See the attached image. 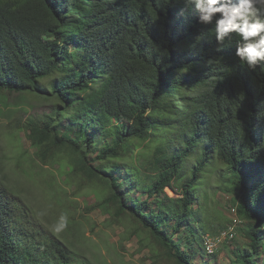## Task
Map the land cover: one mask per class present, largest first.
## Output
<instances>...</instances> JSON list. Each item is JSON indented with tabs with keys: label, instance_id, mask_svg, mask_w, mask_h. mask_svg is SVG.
<instances>
[{
	"label": "trees",
	"instance_id": "obj_1",
	"mask_svg": "<svg viewBox=\"0 0 264 264\" xmlns=\"http://www.w3.org/2000/svg\"><path fill=\"white\" fill-rule=\"evenodd\" d=\"M211 27L183 0H0V95L49 105L13 132H28L63 183L96 190L97 208L155 257L204 264L189 246L206 253L210 201L194 190L211 169L243 222L229 264H264V72L242 67L238 38L218 46ZM20 202L0 178V264H93ZM184 231L181 250L172 237Z\"/></svg>",
	"mask_w": 264,
	"mask_h": 264
},
{
	"label": "rangeland",
	"instance_id": "obj_2",
	"mask_svg": "<svg viewBox=\"0 0 264 264\" xmlns=\"http://www.w3.org/2000/svg\"><path fill=\"white\" fill-rule=\"evenodd\" d=\"M48 108L49 105L45 102L29 95H0V178L22 205L31 210L40 225V231L44 230L49 237L66 238L73 243L72 245L69 242L77 252L74 255L93 264H172L162 253L155 257L149 252L151 248L154 249L149 240H143L149 249L142 248L140 235L130 239V234L126 232L127 226L118 224L104 215L96 206V190L81 185L75 191L76 185L63 183L65 178L57 175L56 166L52 168L42 165L35 158V149L31 147L27 131L13 132L14 125H21L29 116L47 112ZM60 129L71 131L72 136H77L83 131L78 125L71 126L66 121ZM95 141L96 146L103 143L99 136H96ZM213 174L211 169H207L206 175L194 190L198 197L210 201L209 232L205 234L204 240L220 234L229 226L233 227L235 236L233 234L232 239L224 241L225 243L211 256H207L197 244H191L189 248L191 257L204 264H229L230 250L244 242L239 231L243 222L234 209L232 195L217 191L218 186ZM145 175L147 174H140V180L144 181ZM164 192L169 198H176L172 189L166 188ZM126 193L129 194L126 199L147 201L145 213L155 209L153 199L147 200L145 193L137 189H127ZM196 209L197 205L194 203L193 210ZM61 214L67 215L68 224L57 233L52 230V225ZM163 227L169 233L173 227L172 221L163 224ZM185 236L186 231L172 237L174 242L181 244V250L188 246Z\"/></svg>",
	"mask_w": 264,
	"mask_h": 264
},
{
	"label": "clouds",
	"instance_id": "obj_3",
	"mask_svg": "<svg viewBox=\"0 0 264 264\" xmlns=\"http://www.w3.org/2000/svg\"><path fill=\"white\" fill-rule=\"evenodd\" d=\"M183 4L199 24L212 26L218 46L238 38L234 54L242 67L264 72V0H183ZM67 224V215L61 214L52 230L59 233Z\"/></svg>",
	"mask_w": 264,
	"mask_h": 264
},
{
	"label": "built area",
	"instance_id": "obj_4",
	"mask_svg": "<svg viewBox=\"0 0 264 264\" xmlns=\"http://www.w3.org/2000/svg\"><path fill=\"white\" fill-rule=\"evenodd\" d=\"M233 234L235 235L234 229L232 226H229L216 237L207 238L204 243L206 254L213 255L224 241L230 240L234 237Z\"/></svg>",
	"mask_w": 264,
	"mask_h": 264
}]
</instances>
